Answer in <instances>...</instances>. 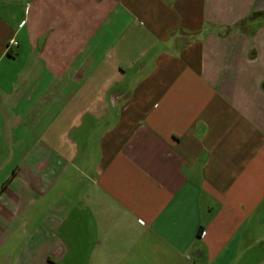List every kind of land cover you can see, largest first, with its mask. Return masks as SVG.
Listing matches in <instances>:
<instances>
[{
	"label": "crops",
	"instance_id": "obj_1",
	"mask_svg": "<svg viewBox=\"0 0 264 264\" xmlns=\"http://www.w3.org/2000/svg\"><path fill=\"white\" fill-rule=\"evenodd\" d=\"M0 264H264V0H0Z\"/></svg>",
	"mask_w": 264,
	"mask_h": 264
},
{
	"label": "trees",
	"instance_id": "obj_2",
	"mask_svg": "<svg viewBox=\"0 0 264 264\" xmlns=\"http://www.w3.org/2000/svg\"><path fill=\"white\" fill-rule=\"evenodd\" d=\"M233 27H235V25L234 26H231V25H227V31H230ZM177 31V30H176ZM176 31H174V32H176ZM179 31H184L182 28H180L179 29ZM187 33H189V34H193V35H195V36H197V34H198V31H187V30H185ZM203 232H202V230H200V234H202Z\"/></svg>",
	"mask_w": 264,
	"mask_h": 264
},
{
	"label": "built area",
	"instance_id": "obj_3",
	"mask_svg": "<svg viewBox=\"0 0 264 264\" xmlns=\"http://www.w3.org/2000/svg\"><path fill=\"white\" fill-rule=\"evenodd\" d=\"M12 43H13V44H17V41L14 40V41H12Z\"/></svg>",
	"mask_w": 264,
	"mask_h": 264
}]
</instances>
